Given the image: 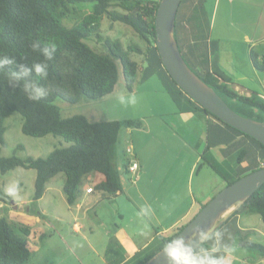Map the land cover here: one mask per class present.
I'll list each match as a JSON object with an SVG mask.
<instances>
[{
	"label": "trees",
	"instance_id": "16d2710c",
	"mask_svg": "<svg viewBox=\"0 0 264 264\" xmlns=\"http://www.w3.org/2000/svg\"><path fill=\"white\" fill-rule=\"evenodd\" d=\"M114 1L122 8L121 11L110 9ZM80 2H92L91 11L78 22L66 26L62 18L76 10V7L71 5ZM158 3L159 0H0V56L6 55L16 62L14 65H5L3 71H0V152L1 146L4 145V120L14 111L22 116L23 133L32 136L52 134L62 137L67 143L53 148L42 157L20 158L16 155L0 154L1 173L18 166L35 169L33 200L42 196L46 182L60 172L64 175L62 191L68 204H74L79 199L86 188L85 180L92 173L101 175V178L93 183V191L100 190L108 197L115 195L120 189L119 177L113 164L118 135L121 128L139 126L141 121L132 118L90 120L82 113L62 117L60 108L54 101L59 98L75 103L82 97L102 98L114 91L119 75L126 91L131 93L137 81V74L141 72V65L131 57L134 52L143 54L142 63H145L146 75L154 71L161 74L167 93L177 105L180 99L185 98L191 104L190 109L200 110L251 137L264 151V145L260 141L206 110L168 74L155 46L154 17ZM181 3L176 14L174 37L186 63L202 80L212 86L233 110L244 116L264 120L259 116V113L264 114V99L256 92L245 95L235 90L226 76L211 71L207 60H201L187 46L186 37L190 28L184 27L179 19ZM103 15H107L112 21L130 26L146 41L145 50L138 44L123 45L120 40L109 37L102 38L101 41L98 29L99 20ZM89 37L101 41L105 52L95 51L87 44L85 39ZM49 40L56 43L57 50L52 60L47 61V78L41 79L40 83L48 87L50 93L39 102L29 101L19 88L9 86V71H18L17 65L20 64L31 66L43 60L40 49ZM33 42H39V48L35 51L31 47ZM250 60L256 70H264V52L256 54L251 51ZM255 169L257 168L252 171ZM10 200L8 192L0 193L1 202L10 203ZM243 209L258 213L264 223V183L232 214H239ZM182 227L183 225L168 237L159 236L160 244L134 264H142ZM19 230L21 234L16 233L5 217L0 215V264H24L35 253V247L28 236L32 234L33 237L43 238L49 235L40 230L31 232L22 226ZM246 234L247 236H243L238 231V244L256 251L257 256L264 258V244L250 240L248 233Z\"/></svg>",
	"mask_w": 264,
	"mask_h": 264
},
{
	"label": "crops",
	"instance_id": "0c3cea01",
	"mask_svg": "<svg viewBox=\"0 0 264 264\" xmlns=\"http://www.w3.org/2000/svg\"><path fill=\"white\" fill-rule=\"evenodd\" d=\"M247 1L250 0H225L230 7L236 3L239 10ZM255 9L254 29L260 28V33L255 31L250 38L240 22L231 24L225 20L216 27L215 35L207 34L206 26H202V0H184L179 19L184 27L190 28L187 46L201 60H207L211 71L226 76L231 87L238 92L245 95L256 92L264 99V70H256L250 60L252 47L264 39V0L259 3L257 0ZM211 27L212 20H209V30ZM144 66L145 63L140 67L142 76L146 74ZM150 91L149 96L145 94L146 100L125 110L122 117L114 118L141 121L139 126L124 127L118 135V139H124V146L128 143L133 146L131 157L134 156L139 163L137 180L135 183L130 181L126 171L129 158L125 151L120 158L123 172L119 179L120 189L115 195L106 197L100 190L87 192L86 188L93 186L101 175L92 173L87 177L86 188L79 199L74 204L67 203L73 211L68 218V221H74L72 231L80 228L85 231L80 236L69 232L66 234L69 239L60 233L63 245L70 251H55L53 254L43 251L39 264H134L160 244L159 236L168 237L185 225L230 181L253 168L264 167L261 166L264 151L254 139L200 110L190 109L191 104L185 98L177 105L166 89ZM198 160H202V175L205 177L196 179L194 193L188 183L193 178ZM227 161L231 166L227 171L221 170L220 165ZM142 205L152 208L147 234L143 233L136 217ZM240 216V213L231 214L219 226L224 232L223 242L232 248L230 234L238 231ZM245 232L255 234L258 240L264 239V231L260 228L247 227ZM211 244L209 241L206 246ZM253 256L257 263L264 261L256 254ZM236 259V253H231L230 264Z\"/></svg>",
	"mask_w": 264,
	"mask_h": 264
},
{
	"label": "rangeland",
	"instance_id": "374dc122",
	"mask_svg": "<svg viewBox=\"0 0 264 264\" xmlns=\"http://www.w3.org/2000/svg\"><path fill=\"white\" fill-rule=\"evenodd\" d=\"M183 3L184 0L181 3L178 15ZM256 4L257 0L247 1L239 10L238 7L236 8V3L232 4L233 7H230L225 0H202L203 12L201 16L202 20H204L202 26L203 28L206 26V31L209 32L207 34L215 35L216 27L224 20L231 24L240 22L245 27V31L249 34L250 38V35L255 31H257V34L260 33V28L257 30L254 29L257 18L255 9ZM92 5V2H80L71 5L75 6L76 10L72 11L68 16L65 15L62 18V22L66 26H71L75 22L81 20L86 13L91 11ZM225 6L228 8H225ZM110 9L122 10L119 5L115 4V1L112 2ZM209 20H212L211 31L209 30ZM98 31L101 35V41L102 38L109 37L111 39L120 40L123 45L138 44L143 51L145 50L146 41L130 26L119 21H112L107 15H103L100 18ZM262 33H264V29ZM101 41L98 42L94 37L85 39V42L95 51L105 52V47L102 45ZM252 49L256 54H260L264 51V39L255 43ZM131 57L137 60L140 65L143 64V54L134 52L131 54ZM160 75V73L154 71L148 75L145 74L142 76L139 71L137 74V81L133 86L134 92L132 93L126 91L124 82L119 75L114 91L102 98L89 99L87 97H82L75 103L56 98L54 102L59 106L62 117H67L75 113H82L90 120H112L117 117H122L125 114V110L130 107L134 108L138 103L146 100L145 94L149 96L150 94L148 93H151V89H165L162 82L163 78ZM146 89H149V91H146ZM118 93L134 95L136 97V103L129 105L121 104L117 99ZM259 116L264 118V114L262 113H259ZM21 124L22 116L17 111L10 113L5 118L4 125L6 129L4 133V145L1 146L0 152L2 156L16 155L20 158H26L28 156L42 157L46 156L53 148L67 144L62 137L52 134L43 136L25 134L21 130ZM123 131L124 128H121L120 132ZM124 145V139H118L113 158L114 168L117 171L119 179L123 173L122 165H120V158L124 156ZM128 158H132L131 155H128ZM200 163H202V160H198L197 164L199 166L197 165L195 168L193 178L191 182L189 180L188 183L192 185L194 193L196 192V179L198 180L205 177L202 175V173H204L203 164ZM228 166H231L230 161L220 165V169L227 171ZM197 174L199 176H197ZM35 175V169L21 166L3 173L0 172V193L8 192L11 196V200L14 201L11 202L10 200V203H3L0 201V215L5 217L16 233L21 234L19 227L22 226L29 229L31 232L40 230L49 234L43 238L39 236L33 237L32 234L28 236L29 241L34 245L36 251L33 258L31 257L25 262L28 264L33 262L39 264V261L42 259L41 254L43 251H48L50 254L55 253V251H70L63 245L60 239V233L64 236L63 238L69 239L66 235L67 233H75L74 235L80 236L85 231V228H80L75 232L72 231L74 221H68V218H71L73 215V211L69 209L61 188L64 180L63 173L60 172L51 177L46 182L42 196L37 200H33ZM18 205H21V207L19 208ZM240 211L241 216L237 221V227L239 228L238 231H240L243 236H247L245 232L247 227L253 228L254 230L260 228L264 231V223L261 221L258 213L246 212L245 209ZM64 219L65 221H63ZM238 231H233L232 234H230L232 235L233 249L234 247L236 248L232 252V255L235 253L237 255V259L233 262L231 261V264H264V261L257 263L255 259H253V254H256V251L239 245L236 246L235 243L239 240ZM248 237L250 240L259 241V243L264 244V239L258 240L253 233L249 234ZM68 264L71 263L68 262Z\"/></svg>",
	"mask_w": 264,
	"mask_h": 264
},
{
	"label": "water",
	"instance_id": "95a60500",
	"mask_svg": "<svg viewBox=\"0 0 264 264\" xmlns=\"http://www.w3.org/2000/svg\"><path fill=\"white\" fill-rule=\"evenodd\" d=\"M180 3L181 0H159L155 11V46L164 68L193 100L223 122L254 137L264 145V120L244 116L233 110L184 60L174 37L175 19ZM262 183H264V167L250 171L228 183L207 201L174 237L183 235L186 242L195 243L194 240H188L194 226L201 229H208L213 223L221 226ZM18 207L20 208L21 205ZM163 247L142 264H169L162 253Z\"/></svg>",
	"mask_w": 264,
	"mask_h": 264
},
{
	"label": "clouds",
	"instance_id": "9594fccd",
	"mask_svg": "<svg viewBox=\"0 0 264 264\" xmlns=\"http://www.w3.org/2000/svg\"><path fill=\"white\" fill-rule=\"evenodd\" d=\"M31 47L34 51L37 50L39 42H33ZM56 50V43L49 40L40 49L43 60L35 62L31 66L20 64L17 65L18 71H9V86L19 88L29 101L39 102L47 97L50 89L42 85L40 81L47 78V61L52 60ZM15 63L14 59L6 55L0 56V71H3L5 65H14ZM117 99L124 105L136 103V97L131 94L118 93ZM151 215L152 208L150 205H142L139 211L136 212V217L140 220L144 234L150 231L148 219ZM188 240H194L195 243L186 242L183 235L166 241L162 253L169 264H230L229 256L234 249L223 242L224 232L215 223L208 229L194 226ZM209 241L212 242L211 246H206Z\"/></svg>",
	"mask_w": 264,
	"mask_h": 264
},
{
	"label": "built area",
	"instance_id": "2783aa9c",
	"mask_svg": "<svg viewBox=\"0 0 264 264\" xmlns=\"http://www.w3.org/2000/svg\"><path fill=\"white\" fill-rule=\"evenodd\" d=\"M125 153L128 155H133L134 153V149L131 143H128L125 147ZM261 166H264V162H261ZM138 168H139V163L137 161V159L133 156L132 158L128 159L127 163H126V171L128 172V174L130 175V181L132 183H135V181L138 178ZM87 192H91L93 191V187L92 186H88L86 188Z\"/></svg>",
	"mask_w": 264,
	"mask_h": 264
}]
</instances>
